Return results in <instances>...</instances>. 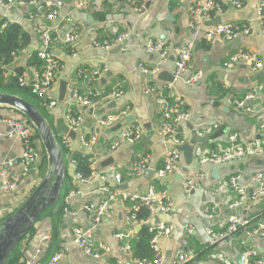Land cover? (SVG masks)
<instances>
[{
  "label": "crops",
  "instance_id": "1",
  "mask_svg": "<svg viewBox=\"0 0 264 264\" xmlns=\"http://www.w3.org/2000/svg\"><path fill=\"white\" fill-rule=\"evenodd\" d=\"M13 1L9 9L0 4V23L19 25L27 43L7 66L6 75L14 74V69L21 67L27 77H33L36 68L29 61L40 46L35 26L43 24L53 28L52 34L58 38L76 27L78 36L70 44L57 39L49 50L63 67L50 93L56 103L45 110L55 135L70 139L69 147L65 148V180L59 202L55 211L56 203H53L37 217L32 231L19 244L17 258L12 264L30 258H34L35 264H48L58 251H62V255L56 264H136L133 247L140 239L141 231L147 227L126 220L130 204L120 199L110 203L108 214L94 230V238L107 245L109 252L93 259L72 244L73 228L89 225L94 208L105 196L99 179L76 180V164L71 158L78 153L91 157L95 169L108 174L105 182L109 188L116 187L112 175L119 173L122 176L121 189L144 195L153 187L156 201L160 195L169 196L171 209L159 212L153 220V223L158 220L172 226L170 234L159 238L157 243L162 254L160 264H172L180 251L188 256L184 264H226L224 261L237 264L235 254L246 250H254L256 255L247 259L243 256V264H264V228L252 232L259 225L264 227V197L254 200L249 197L258 186L253 181L257 172L263 173L264 183V151L249 150L241 157L210 164L217 168L218 177L206 168L209 164H200L193 154L196 147L212 150L246 147L256 140L264 147V35L256 20L263 0H239L240 7L229 0H219L221 11L211 10L208 16L201 18L204 28L217 23L250 24L249 33L232 40L221 36L205 38L203 29L196 36L192 33V9L204 0H145L140 12L134 10L127 0ZM80 2L85 3V9L77 8ZM39 8L41 12L37 14ZM48 10L56 13L52 22L45 19ZM123 31L128 37L109 49L93 45L94 40H110ZM157 40L170 44V48L161 52L146 51V44ZM189 43H192V49L187 70L169 83L170 80L165 78L172 76L176 51L186 48ZM238 51L255 53L262 66L253 70L249 63L239 62L226 68L223 63ZM197 71L203 74L201 80L187 84L185 79ZM88 78H92L90 84ZM61 81L66 90L63 99L59 100ZM152 85L156 87L155 91H147ZM111 91L122 93L112 97L109 96ZM94 92L99 95L91 100V104L80 105L77 95L86 97ZM160 95H164L165 104L159 101ZM238 100H244L245 106H239ZM166 107L189 114L187 121L176 125L173 139L159 133ZM122 110L126 114L113 125L97 123L106 113ZM70 112L83 117V125L73 132L74 137L69 136L66 120ZM7 120L24 119L14 109L0 106V162L6 163L4 168L8 178L17 183L14 190H0V206H11L6 216L24 203L48 171L47 161L44 167L41 166L45 152L41 142L36 141L39 160L28 173H23L24 143L18 137L6 135L9 130ZM132 126L139 130L140 136L138 140L128 142L122 131ZM80 135L95 137L94 145L83 148ZM175 139H183V142L179 144ZM113 143L118 145L109 149ZM183 144L193 149L190 159L180 148ZM168 148L179 150L177 170L162 179H157L154 174L148 175L147 170L152 169L154 173L162 165L163 153ZM109 157L113 159L112 163ZM143 157L147 158L149 168L140 175L129 176L134 163ZM200 173L203 177L197 181L195 189L183 191L182 182ZM232 177L236 178L237 188L246 191L242 204L236 207H229L238 197L237 188L229 183ZM2 179L0 172V182ZM231 217L242 224L235 232L212 244V233L206 229L214 234L224 232ZM42 232L50 237L41 239ZM117 234H122V238ZM184 239L187 241L185 246L182 244ZM124 243L130 246L128 252L120 249ZM218 254L223 260L216 257Z\"/></svg>",
  "mask_w": 264,
  "mask_h": 264
},
{
  "label": "built area",
  "instance_id": "2",
  "mask_svg": "<svg viewBox=\"0 0 264 264\" xmlns=\"http://www.w3.org/2000/svg\"><path fill=\"white\" fill-rule=\"evenodd\" d=\"M232 4H235L237 7L241 6V2L239 0H229ZM127 2L133 6L134 10L141 11L144 7L145 0H127ZM14 3L13 0H0V4L4 9H9L11 5ZM15 3L21 4V1H16ZM78 9H85V3L80 2L77 3ZM211 10H216L218 12L221 11V5L219 0H204L202 4L192 9V17L190 20V28L192 33L196 36L201 29L202 35L205 38L211 39L214 36H221L227 40H232L238 38L242 34H247L250 32V24L243 25L238 23H219L213 26H207L204 28L201 24V18L203 16H208ZM41 12V9H38L37 14ZM47 21H54L56 19V13L53 10H48L46 16ZM257 22L262 27V33L264 35V0L260 3L258 11H257ZM6 23L1 25V28H4ZM35 30L38 33L40 46L37 50V58L42 61L40 68L34 71L33 77L29 78L26 74H22L18 77V84L20 87H25L30 90L32 94L38 97L39 104L47 109L51 108L55 105V99L50 95L52 88L56 81L57 74L61 71L63 64L60 60L56 59L50 53L51 44L60 39L62 43L70 44L77 39L78 31L76 27H72L70 31H68L62 38H58L52 34L53 28L46 27L43 24L35 26ZM128 37V33L126 31L117 33L116 36L110 40H94L93 45L97 48L109 49L112 45L121 42L124 38ZM170 48V44H164L162 41H155L153 43L149 42L146 44L145 49L148 52H161ZM191 49L192 43H189L188 46L182 50L176 51V58L174 61V68L172 71V78L177 79L183 73L186 72L188 67V62L191 57ZM249 63L252 65V69L256 70L262 66L261 61L258 59L257 55L248 51H238L231 54L228 59L223 63L226 68H231L235 66L237 63ZM203 74L201 71H197L195 73L190 74L185 82L189 85L198 83ZM92 77V76H91ZM92 78L87 79V83L90 84ZM169 85V84H168ZM156 87L154 85L147 87V91H155ZM121 91H111L109 96L115 97L119 96ZM99 95L97 92L90 93L89 96L83 97L78 96L77 99L80 102V105L87 106L91 104V100H94ZM162 103L165 104L166 100L164 95H160V99ZM237 104L241 107H244V100H238ZM126 111H118L112 113H106L103 117H101L97 123L103 126H111L117 121L121 116L125 115ZM189 118V114L186 111L182 110H172L169 108H165L160 123L159 133L162 137H171L174 138L176 125L180 122H185ZM66 120L69 125V129L72 132L78 131L83 125V117L80 114L76 113H68L66 115ZM9 130L6 133L8 137H18L24 143V151L22 155V170L23 173H28L32 166L39 160L40 154L36 147L34 146V140L32 136L34 135L33 127L26 124L24 121L20 120H7ZM214 127H216L214 125ZM122 135L127 139L128 142H133L138 140L140 133L139 130L132 126L130 128L123 129ZM95 137L86 138L85 135H80L79 141L83 148H91L95 143ZM175 141L179 144L183 142V139H175ZM62 145L65 148L69 147L70 139L68 136H63L61 138ZM118 144L113 143L110 145L109 149H114ZM254 150L256 152L262 153L264 151V147L259 145V142L253 141L246 145V147L233 146L226 147L219 150H212L206 147H196L193 151V154L197 157L200 164H218L228 161L233 158H238L243 156L247 151ZM179 150L176 148H168L164 151L162 157V165L154 170V177L157 179H162L172 173H174L178 168V159H179ZM89 173L87 176H82L79 172H76L75 178L81 182H87L92 179H99L101 183V189L105 192L104 198L100 201V203L94 208V215L91 218L90 224L87 226H77L72 230V244L76 246L85 256L98 259L102 256V253L109 252L110 248L104 243L98 242L94 238V230L96 226L100 223L102 217L108 214V207L110 203L116 199H120L121 201L131 203L129 205V213L126 215V220L133 224H143L147 227L148 231L152 234L150 238V247L154 253L153 259H143L138 260L135 259L134 262L136 264H160L162 259V254L160 253V249L158 247V240L161 237L167 236L170 234L172 230V226L164 225L161 222L153 223L154 218L158 215L159 212L169 211L172 207L171 199L167 194L160 195L159 199L156 201V192L151 187L144 195H138L137 193H131L126 190H123L119 187L122 181V176L119 173H114L112 175V180L114 184H116L115 188H109L105 181H108V174L106 172H99L95 169L94 164L92 162V158L88 157L87 159ZM6 163L0 162V172L2 175V181L0 182V190L9 191L14 190L17 186L15 180L8 178L7 172L4 168ZM149 168L147 158L143 157L138 162H135L132 169L128 172L129 176H135L142 174L145 170ZM203 177V174H197L193 177H189L182 182V190L185 192L191 191L195 189L196 183L199 179ZM263 173L257 172L253 181L258 184L257 188L249 194L250 199H257L264 197V183L262 182ZM231 186L237 188L236 178L232 177L229 180ZM237 199L233 200L229 207H236L242 204L243 199L245 198L246 191L243 188H237ZM135 201H139L141 204L146 206L148 210V217L144 219L138 220L134 214V211L137 209V205L134 204ZM11 210L10 204H5L0 206V220L3 219ZM64 210L66 208L64 207ZM207 217H211L210 214H206ZM242 224L237 218L231 217L229 219V223L227 224L226 230L224 232H220L218 234H214L210 229H206L208 233H212V238L210 242L213 244L218 240L223 239L228 234L235 232L238 225ZM263 225H259L252 232L255 233L257 231L263 230ZM118 238H122V234L116 235ZM50 236L46 232L41 233V239H48ZM182 244L187 245V241L184 239ZM240 244H243L241 241ZM121 251L128 252L130 250V246L124 243L120 247ZM243 256L247 259L248 257H252L256 255L254 250H246L243 253ZM62 255V251H58L51 258L48 264H56ZM218 259L223 260V256L218 254L216 256ZM188 261V256L184 251H180L177 257L172 261V264H184ZM228 264L227 261H224ZM22 264H35L34 258H30L25 260Z\"/></svg>",
  "mask_w": 264,
  "mask_h": 264
},
{
  "label": "water",
  "instance_id": "3",
  "mask_svg": "<svg viewBox=\"0 0 264 264\" xmlns=\"http://www.w3.org/2000/svg\"><path fill=\"white\" fill-rule=\"evenodd\" d=\"M147 6L148 4L146 7ZM184 47H186V45ZM165 80H170L169 83H172L173 78L169 76V78L166 77ZM59 87V100H62L66 85L61 81L59 82ZM0 106L14 109L34 128L43 146L48 166L46 175L24 203L0 222V264H6L11 253L28 233L37 217L53 203H56L53 211L56 210L65 180V167L56 135L49 122L35 106L18 95L4 92H0ZM74 135L75 133L70 131L69 136L74 137ZM180 148L184 150L185 155L190 159L193 150L192 147L183 144ZM81 151H83V148ZM108 160L111 163L113 161L111 157H109ZM200 167L201 165L199 164L198 168ZM206 168L212 171L214 177H218V175H216L217 168L215 166L209 164ZM147 174L152 175L153 170H147ZM125 186L126 185H124V188H126ZM158 222L159 221L156 220V223ZM234 259L237 264H243L244 257L241 253H236Z\"/></svg>",
  "mask_w": 264,
  "mask_h": 264
},
{
  "label": "trees",
  "instance_id": "4",
  "mask_svg": "<svg viewBox=\"0 0 264 264\" xmlns=\"http://www.w3.org/2000/svg\"><path fill=\"white\" fill-rule=\"evenodd\" d=\"M1 25L2 24L0 23V92L15 94L27 100L29 103L35 106L43 114V116L49 122L53 130L52 124L50 122V117L48 113L46 112L45 108H43L39 104L38 97L32 94L28 88L20 87L18 84V77L23 74L24 69L21 67H17L14 69L15 71L14 74H9V75L5 74L7 66L13 60L14 56L18 55L19 52L25 47L27 42L25 41V33L21 31V28L19 25L9 24L3 29H1ZM29 64L31 66H34L36 69L40 68L42 61H40L37 58V53H35V55L30 58ZM20 116L24 119L22 121L30 125L22 115ZM85 137L88 138L87 135H85ZM56 138H57V142H58V145L62 153V158L64 162V167H65V156L64 155H65L66 149L62 145L61 138L58 137L57 135H56ZM32 139L35 141L34 146L37 148L38 144L36 143V141L40 142V139L35 130H34V135L32 136ZM88 157H89L88 155L78 153L76 155H73L71 158L72 161L75 162L76 164V171L79 172L82 176H87L89 173V167H88V162H87ZM45 163H46V157L44 156V161L43 160L41 161V166L44 167ZM134 204L137 205V209L134 211V214L138 220L148 217L149 213H148L146 206L141 204L139 201H135ZM32 229H33V226L30 227L28 233L22 238V240L32 231ZM140 234H141L140 239L136 242V244L133 247L134 259H138V260L153 259L154 253L150 245L148 244L152 234L148 231L147 228H144ZM18 246L11 253L10 258L8 259L6 264H12L13 262H15L16 260L15 258H17L16 251L18 249ZM249 262L252 263V260H250ZM19 264H22V263H19Z\"/></svg>",
  "mask_w": 264,
  "mask_h": 264
}]
</instances>
